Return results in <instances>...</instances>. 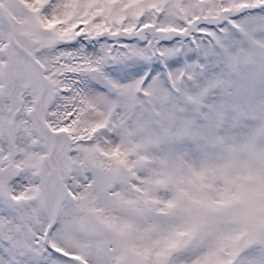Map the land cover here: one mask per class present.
<instances>
[{
    "label": "snow or ice",
    "instance_id": "obj_1",
    "mask_svg": "<svg viewBox=\"0 0 264 264\" xmlns=\"http://www.w3.org/2000/svg\"><path fill=\"white\" fill-rule=\"evenodd\" d=\"M0 264H264V0H0Z\"/></svg>",
    "mask_w": 264,
    "mask_h": 264
}]
</instances>
